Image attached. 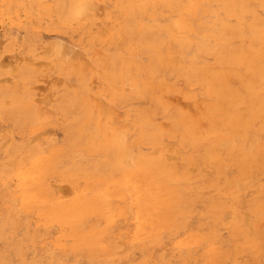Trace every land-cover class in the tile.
<instances>
[{
    "label": "rangeland",
    "instance_id": "rangeland-1",
    "mask_svg": "<svg viewBox=\"0 0 264 264\" xmlns=\"http://www.w3.org/2000/svg\"><path fill=\"white\" fill-rule=\"evenodd\" d=\"M165 1L0 0V63H2L0 64V264H113V262L115 264H232L233 261V264H264V259H261L264 258V246H261L264 243V228H261L263 225L259 226V224L264 223V217L263 219H261V216H257L261 217L260 219L253 217L252 221L254 219L253 223L255 224L251 228L248 222L250 219L246 215L249 209H252V203L249 200H245L242 203L240 201L234 202V206L241 213H235L237 216L235 214L225 213L224 215V213H220L221 215L223 214L222 217L221 215L214 216L213 219V216H201L200 214L198 216L196 213L191 215L193 217L187 216L184 218L185 225H182L183 218H180L178 220L180 226L178 229L181 230H179L181 233L174 230L171 233L160 235L156 240L149 238V236L136 235L138 226L130 207L128 208V206H131V202L122 201L120 198L125 196L126 191L119 184L122 182V171L114 163L116 155L121 152H126L127 154L131 150L127 145L128 141L133 140L122 136L125 134V128L127 131L138 129L140 116H146L158 121L156 122V127L163 125L159 129L165 132L164 118L169 113L173 114L172 110L166 108V104L168 106L175 104L181 107L178 108L176 106L177 109L183 108L186 110L187 104H183L187 99L183 100L180 97L177 99V95L173 93L174 96L169 91H165L166 101L161 102L159 98V105L154 102L156 97H159L164 92L162 90L165 83L175 84L179 89L187 88L190 90L191 96L194 94L200 95V86L194 83L195 80L191 76L187 77L185 72L180 74L176 68L163 66L158 62L156 69L159 74H157V77H160L159 81L165 78L164 82L162 81L158 86L154 84V86L148 81L149 84L144 88L146 81L149 78L152 79V76L149 73H144V70L141 73L144 78L136 80L135 60L141 61V64L148 65L152 61V56H154V53L157 54L158 50L167 52L174 48V50H178L182 54L180 55L181 57L187 55L192 60L193 65H206L204 69L206 73H216L220 68L216 63L217 60L223 61L226 55L231 58L230 62L233 63L240 59L239 54L233 51L234 49L237 50L240 44L236 43L234 48L233 42H226L227 39L216 40L219 41L218 48L221 52L219 54L218 50L215 54L211 50L195 54V52H198L196 48L193 53H190L194 48L182 41L178 32L182 28L183 17L192 3L197 6L198 1L192 0V2L190 0V3L188 0H181L180 2L175 0L176 3L173 0ZM199 1L202 3L201 0ZM204 1L208 4L209 10L217 9V11L213 10L217 15H220L221 12H226L228 8H224L225 6H232L229 0H227L228 5H225L223 0L222 2L220 0ZM252 1L259 7L257 8V5L253 4ZM245 3H247L250 13L246 15L248 19L246 17L244 19L243 28L246 32L244 29L243 31L247 35V39L245 38L244 41H249L248 36L254 30L259 33L258 35L256 34L259 37L257 38L259 42H253L254 44L251 43V46H254L253 48H264V44L261 42L264 38V20H262L264 11L260 8L257 0H245ZM144 5L147 6L145 7ZM250 6L252 7L250 8ZM176 10L179 14H176ZM251 13L255 16L258 13L260 17H256L262 18L256 24L258 30L254 28V25L249 27L252 22ZM222 16L225 15L222 14ZM227 19L235 20L234 18ZM172 30L178 35L172 33ZM170 40H173V43ZM237 45L239 46L237 47ZM188 50L189 52H187ZM182 52L185 53L183 54ZM80 54L81 56H79ZM258 60L260 59L258 58ZM153 61L157 60L154 58ZM233 63L225 67L223 64L221 65V68H223L222 76L226 81L215 76L210 81L213 82L219 79L218 81L221 80L220 82H229L230 84L240 83L241 79L247 76V73L242 67V62L237 67L233 66ZM5 65L6 67H4ZM187 65H191L189 60ZM190 67L186 66V70L189 73L192 72ZM232 68L235 69L232 70ZM229 69L233 72H230ZM243 70L246 74L242 72ZM237 74L239 78L236 77ZM233 76H235V79H233ZM201 79L203 82L205 77H201ZM186 82L187 84H185ZM136 85L138 89L141 88L140 91L135 90ZM142 87L144 90H142ZM101 104L104 106L101 107ZM101 108L103 109L101 110ZM137 109L139 110L137 111ZM226 110L227 107L222 112L224 118H227L228 115L225 114ZM88 113L92 114L95 130L99 133V137L94 139V141L97 140V144L94 142L97 150L84 148L86 144L83 141L85 140L76 136L78 132L83 134L87 127L93 129V126L86 122V114ZM259 118L262 119L263 117ZM258 123L259 119H255L253 122L254 126ZM149 125L150 121L148 120L147 126L145 124L148 130ZM67 129L69 133H67ZM77 130L79 131L76 132ZM201 130L203 131L204 128ZM108 132L110 137L114 138L111 140L112 144H110V138L107 136ZM63 143L64 145L67 144L69 148H65L66 146ZM58 144H61L63 148L60 149L61 147ZM79 145H81V149ZM100 146L103 150L97 148ZM114 146L117 148H114ZM141 146H145L141 150L143 154L148 155L151 152L149 145L143 144ZM70 147L74 148L75 151L72 148L70 149ZM227 147L228 145L224 149H227ZM32 150L34 152L30 153ZM67 150L70 153H66ZM81 151L84 155L89 152L90 157L88 154L82 156ZM74 152H79L80 155ZM107 153H110L111 159L109 158V161H114L113 164L116 165V168L115 166L111 168L109 161L107 165L104 164L103 161H106V156H109ZM79 157L81 161L84 160L83 162L88 161V164L84 165L86 168L82 169L83 173L89 165L92 166L91 161L93 165H96L92 166L94 169L90 170V174H94L93 176L86 174V172L84 175L82 173V177L74 175L75 172L71 167L75 164L72 163H75L74 160ZM40 159L41 167L45 164L50 166L43 178L45 193L42 196H46L52 206L68 210L66 215L71 209L70 205L75 203L76 200H87L83 205H78L76 209L82 214L81 219L73 221L71 217L70 222L75 224L76 227L79 226L83 233H88L93 226L97 231L106 230L105 233L101 234V239H98L102 250L91 251L83 244L79 247L74 246L71 238L67 237L70 234V228L66 223L46 222L47 220L43 218L47 214L45 206L41 207L35 203L24 204L21 196L30 189V180L27 172L34 162L40 161ZM43 169L44 167L41 170ZM87 178H89L88 186L83 184ZM38 186H41V183ZM83 190L84 193L81 194ZM98 191L108 195L104 204L105 209L102 212L99 210V198H97V193H95ZM248 198L250 199V195H248ZM88 202L95 207L93 208V213H91L92 210L87 209ZM118 212H121L120 216H118ZM223 218L228 219L227 223H231L232 220L239 222L237 225L240 227L235 226L236 223L233 221L231 224L228 223L229 225L227 226ZM186 219L189 221H186ZM107 222L109 225H107ZM210 223H213V226ZM204 225L209 226L206 229ZM246 226L250 227V230ZM244 227L248 230L246 231L248 234L245 232ZM222 230L224 231L222 232ZM258 230H260V234ZM201 231L203 232L201 233ZM215 232L218 236L215 235ZM254 236H256L255 238L258 242L261 240L263 243L260 242L257 245L258 242L255 243ZM258 236L260 237L259 239L257 238ZM218 237L219 241L217 244ZM208 238L209 240H207ZM220 240L221 242L223 241V244L220 243ZM227 240L229 241L228 243ZM201 241L203 242L201 243ZM240 242L242 245L244 244V247L240 245ZM250 242H253L252 246ZM199 244L200 247H198ZM255 245H257V248ZM251 250L253 251L251 252ZM239 252L243 255L239 254ZM226 257H228V260H226ZM181 258L186 259L182 260ZM247 259H250V261Z\"/></svg>",
    "mask_w": 264,
    "mask_h": 264
},
{
    "label": "bare ground",
    "instance_id": "bare-ground-1",
    "mask_svg": "<svg viewBox=\"0 0 264 264\" xmlns=\"http://www.w3.org/2000/svg\"><path fill=\"white\" fill-rule=\"evenodd\" d=\"M180 1L181 0H179V2ZM189 1L190 0H188V2ZM197 1H198V5L195 6V4L192 3V5L189 8V10L187 11L186 15L183 17L184 22L182 24L181 30L178 32V34L181 35V40L194 48L192 50V52H190V53H193L195 51V48H196V49H198V52H195V54H201L200 53L201 51H203V52L208 51L209 52L210 50L212 52H214L213 54H215L218 50V54H219V53H221L219 48H218V46H219L218 42L219 41H216V40L227 39L226 42H231V43L233 42L232 45L234 46V48L236 46L235 45L236 43L240 44V46L237 45V47L239 46V48H237V50H235V49L233 50V51H236L235 53L239 54L240 59H237V61H234V59H233V61L235 62V63H233V62H230L231 58H228V55H226L225 58L223 57L224 58L223 61L217 60L216 63L220 66V68H219L218 72L216 71V73L215 72L210 73L208 71H207L208 73H206V71L204 70L206 68L205 67L206 65L205 66H198L196 64L193 65V62H191L192 60H190L187 57V55H183L184 57L183 56L181 57L180 55H182V54H180V52L178 50H174V48L173 49L171 48L167 52L164 50H162V51L158 50L157 54L154 53V56H152L151 62H154L153 61L154 58L157 61H155L154 63L150 62L148 65H144L143 63L141 64L140 63L141 61L138 62L137 60H135L136 80H138L139 78L142 79V77L144 78V75L141 74L142 72H144V70H145L144 73H149L152 76V79L149 78L146 81L144 88L147 87V85L149 84L148 81H150V83L152 85L156 84L158 86L165 79L164 78L163 80L159 81L160 77H157V74H159V73H157V69H156L157 62H158L159 64H161L163 66H167V67L171 66V67L176 68L180 74L182 72H185V74H186L185 76H187V77L191 76V78L195 80L194 83L197 86H200V88H199L200 89V95L194 94L193 96H191L189 93L190 90H188L187 88L179 89V87L175 84L170 85V84H168L169 82L167 84L163 83L164 89L162 88L163 89L162 91H164V92L162 94H160L159 97H156V100H154V102H156L159 105V103H158L159 98H160L161 102L166 101L167 99L165 98V91L166 92L169 91L172 95H174V94L177 95V99L179 97L183 100L187 99L185 101L186 103L184 102V104H183L181 102L183 105L187 104L186 105L187 107L185 106L186 110H184L183 108L177 109L178 106L175 104H172L171 106H168L166 104V106H167L166 108L172 110L173 114L171 115L169 113V115H167L165 118L162 117L165 120L164 121V127L166 128L165 132H163V131H161V129H159L163 125L156 127V122H158V121L150 119L149 117L147 118L146 116H144V117L140 116V123H139L138 129H136L134 127L135 130H131V131L128 130L127 131V129L125 128V134L122 135L125 138L127 137V138L133 139L130 142L128 141V145L125 143L131 149L128 152L129 154L127 153L128 154L127 155L126 152L119 153L118 155H116V160L114 163V161H112V160L109 161L110 153H107L109 156L108 157L106 156V161H103L105 165H107V162L109 161L110 162L109 165L112 166L111 168H113L114 166L116 168V165H117L120 168V170L122 171V179H121L122 182H120L119 184H121L123 186V188H125L126 193H125V196H122L120 198L122 201L131 202V206H128V208L130 207V209L132 211V215L135 217L134 219H135L136 225L138 226V230L136 231V235L141 234V236H143V237L149 236V238L156 239V240L160 235L171 233L174 230H177L179 233L181 231L180 229H178L180 227L179 222H178V220L180 218H183V223H182V225H183L185 223L184 222L185 217H187V216L193 217L191 215L196 214V213H197L196 215L200 214L201 216H203V215L208 216V217L213 216V219H214V216H220L221 215L220 213H224V215H225V213H229V214L238 213L239 211L237 210L236 206H234L235 201L236 202L240 201L242 203L245 200L246 201L249 200L252 203V209L250 208L249 212L246 213L247 217H249V219H250L249 221L248 220L247 221L251 225V228L254 227L253 224H255V223H253L254 219L252 221L253 217L261 216L262 217V218L260 217L261 219H263V217H264V48L255 47L256 48L255 49V48H253L254 46H251V43L259 42V39H257V38H259L257 36L259 33L255 32L254 30L248 36L249 41H247V42L244 41V39L247 36V35H245V33H244L245 29L243 28L244 19H245L246 15H248L250 13V11L248 10L249 7H247V3H245V0H229L232 3V6L231 7L225 6L224 8H226V9L228 8V9L226 10V12H221L220 15H217V13L213 11L215 9H213L212 11L209 10L208 4L206 3V1L201 0L202 3L199 0H197ZM213 1H215V0H213ZM263 1L264 0H257V2L260 4V8L264 11ZM173 2H175V0H173ZM220 2H222V0H220ZM223 2L225 3V5L226 4L228 5L227 0H223ZM82 3H84V2H82ZM85 3H87V2H85ZM212 3H214V2H212ZM252 3L254 4L255 2L252 1ZM162 4H164V3L162 2ZM183 5L185 6V4H183ZM251 7L252 6H250V8ZM256 7L258 8L259 6L257 5ZM97 9H98V7H97ZM141 9H143V8H141ZM219 9H220V6H219ZM253 9H254V7H253ZM253 9H251V10H253ZM174 11H175V9H174ZM182 11H184V10L182 9ZM215 11H217V9ZM253 12H254V10H253ZM177 13L178 12L176 10V14ZM222 14L225 16H222ZM220 16L223 17V19H221ZM251 16H252L251 17L252 22L250 23L251 25H249V27L254 25V28L257 29L256 24L262 18L261 19L258 18V17H260V16H258V13L256 15L258 17H256L252 13H251ZM133 18H135V17H133ZM227 18H234L235 20H228ZM262 20H264V18ZM260 26H258V27H260ZM176 29H177V27H176ZM243 29H244V31H243ZM247 32H248V30H247ZM172 33H175V32L172 30ZM178 34L175 33V35H178ZM248 34H249V32H248ZM170 41H172V43H173V40H170ZM261 42L264 44V38L262 39ZM221 44L223 45V43H221ZM63 46H62V49H63ZM226 47H229V46H226ZM178 48H176V49H178ZM188 48H190V47L188 46ZM62 49H61V51H62ZM152 49H154V48H152ZM179 50H180V48H179ZM253 50H255V51H253ZM71 51H73V50H71ZM185 52H186V50H185ZM187 52H189V50ZM227 52H229V51H227ZM72 53H74V52H72ZM79 56H81V54ZM230 57H232V56H230ZM69 58H70V56H69ZM186 58L189 60V62L191 64L190 66H192V67L187 65L188 60ZM258 58L260 60H258ZM243 61H244V63H243ZM241 62H242L243 69L247 73V76L245 75L246 77L242 78L240 83L230 84L229 82H220L221 80L218 81L219 79L214 80L213 82L210 81V79H213L214 76L219 77L222 80L226 81V79L222 76V74H223L222 69L223 68H221V65L223 64V66L225 67L226 65L233 63L232 65L237 67V66H239V64ZM0 64H2V63H0ZM186 66L190 67V69H192L191 73L187 72ZM4 67H6V65ZM163 68L166 69L165 67H163ZM211 68H213V67H211ZM14 69H17V68H14ZM233 69H235V68H232V70ZM232 70L229 69L230 72ZM244 70L242 72H244ZM245 72H244V74H246ZM13 73H15V72H13ZM205 73H206V75H205ZM225 73H226V71H225ZM196 75L199 77H197ZM162 77H164V76H162ZM201 77H205V80L203 82L201 81L202 80ZM233 77H234L233 79H235V76H233ZM236 77H238V74ZM190 81H188V82H190ZM185 84H187V82ZM144 88L142 87V90H144ZM176 88H178L179 90ZM102 89L104 90V88H102ZM168 89H170V90H168ZM135 90L140 91L141 88L138 89V87L136 85ZM148 91H150V90H148ZM144 95H145V93H144ZM178 95H180V96H178ZM100 96H102V95H100ZM151 96H152V94H151ZM171 100H173V99H171ZM99 103H101V102L99 101ZM102 106H104V105L101 104V107ZM225 107H227V110L225 113V114H228L227 118H224L223 117L224 114L222 113L223 109ZM178 108H181V107H178ZM102 109L103 108H101V110ZM138 110L139 109H137V111ZM69 113H71V112H69ZM179 114H181V115H179ZM91 115L92 114H90V113L86 114V117H87L86 122L90 123L93 126V129H90L87 127V130L83 134L81 132H78L79 130H77L76 132H78V133L76 134V136L81 137L80 139L85 140V141H83V143H85L87 146L85 145L84 148H90L89 150H93V149L97 150L95 148L96 145L94 143V142H96V144H97V140L94 141V139L99 137V135H98L99 133L95 130L94 120L92 119ZM164 115H165V113H164ZM259 117H261V118L263 117V118L260 119ZM255 119H259V123L255 124V126H254L253 122ZM148 120L150 121L149 130L146 127L148 124ZM187 121H188V123H187ZM84 123H85V121H84ZM140 124H141V127H140ZM145 124H146V126H145ZM89 127H90V125H89ZM203 128H204V130L202 131L201 129H203ZM68 129H70V128L68 127ZM68 129H67V131H68ZM67 133H69V131ZM109 134L110 133L108 132L107 136L110 138V144H112L111 140L114 138L110 137ZM73 144H74V142H73ZM105 144H104V146H105ZM143 144L144 145L147 144L150 147L151 152L148 155L143 154V152L141 151L142 148L145 147V146H141ZM58 145H60V147H61V144H58ZM63 145H64V143H63ZM76 145H77V143H76ZM81 145H82V143H81ZM81 145H79L80 149H81ZM226 145H228V147H227V149L226 148L224 149V147H226ZM64 146H66L65 148L68 147L67 144ZM112 146H110V148H112ZM74 147H75V145H74ZM62 148L63 147H61L60 149H62ZM71 148L72 147H70V149ZM97 148L102 149L101 146L97 147ZM114 148H117V147L114 146ZM72 150H74V148H72ZM98 151H100V150H98ZM33 152L34 151L32 150V152H30V153H33ZM63 153H64V151H63ZM66 153H70V152H68V150H67ZM74 153H76V154L78 153L80 155L79 152H74ZM88 153H85V155H87ZM91 153H90V155H91ZM111 153H112V151H111ZM115 154H117V153H115ZM83 155L84 154L82 152V156ZM88 156H89V154H88ZM62 157H63V155H62ZM65 158H66V156H65ZM107 158H108V160H107ZM74 161H75V163H72V164H75V165L73 167H71L75 172L74 175H79L82 177V173H83L82 169L86 168V166H84V165L88 164V161L86 160L85 162H83L84 160L81 161L80 157L76 158V160H74ZM94 161H95V159H94ZM103 162H102V164H103ZM90 163L92 166H96V165H93L92 161ZM113 163L116 165H114ZM92 166L89 165L87 167V169H85L83 175L85 174V172H86V174H90V170L92 168L94 169V167H92ZM43 167H44V169L41 170ZM43 167H41V159H40V161L34 162V164L29 168L27 175H28L29 180H30V185H29L30 189L27 191V193H23V195L21 196L23 199L22 201H24V204L25 203H30V204L35 203L38 206L40 205L41 207L45 206V208L47 209V210H45L47 212V214L43 218L45 220H47L46 222L66 223L70 228V230H69L70 234L67 235V237L71 238L74 246L79 247L80 245L83 244L84 246H86V248L88 250H91V251L92 250L94 251L96 249L102 250L100 248L99 243H98V239H101V234L105 233L106 230L97 231L96 229H94V226H93V228H90L88 233H83L82 232L83 230H81V228L79 226L76 227L75 224L70 222L71 217L73 218V221H77V220L79 221L81 219L82 214L79 211H77L76 209L78 208L77 207L78 205H83L87 200H84V199L76 200L75 203L70 205L71 209H69V213L66 215L68 210H62V209H58V208L52 206L50 203V200L46 199V196H42L43 193H45L44 192V186H43V178L45 177L46 171L50 168V166L45 164V165H43ZM104 170H105V168H104ZM90 175H92V174H90ZM88 180H89V178H87L83 184H86V186H88V184H89ZM68 181H69V179H68ZM39 183H41V186H38ZM123 188H121V189H123ZM83 193H84V190L81 191V194H83ZM95 193H97V198H99V200H98V202L100 203L99 210H100V212H102L105 209L104 204L107 200L106 198L108 195L102 191L101 192L98 191ZM248 195H250V199L248 198ZM126 196L129 198L127 199ZM47 197H48V195H47ZM195 202L197 204L200 203V205L197 206V204ZM240 202H238V203H240ZM239 206H241V205H239ZM67 208H69V206H67ZM93 208H95V207H93L92 204L90 205V203L88 202L87 203V209L92 210L91 213L94 212ZM120 215H121V212L120 213L118 212V216H120ZM122 215H125V214H122ZM222 215H221V217H222ZM246 215H245V217H246ZM200 218H202V217H200ZM257 218L260 219L259 217H257ZM228 219L230 220V218H228ZM228 219L227 220L224 219L226 221V223H227ZM246 219H248V218H246ZM246 219H244V220H246ZM221 220H222V218H221ZM186 221H189V220L186 219ZM232 221H231V223L234 222V221L233 222ZM260 221H262V220H260ZM204 222L207 223V221H205V220H204ZM243 222H245V221H243ZM206 223H204V224H206ZM228 223L231 224L230 222H228ZM228 223H227V226L229 225ZM234 223H236L235 226H239V225H237L239 222L237 223V221H236ZM194 224H195V222H194ZM214 224H217V223H214ZM107 225H109L108 222H107ZM198 225H200V224H198ZM210 225L213 226V223L212 224L210 223ZM218 225H221V224H218ZM261 225H263V227ZM196 226H197V224H196ZM207 226H209V225H204V227L206 229H207ZM256 226H257V223H256ZM259 226H261V228H264V223L259 224ZM81 227L83 228V226H81ZM246 227H248V226H246ZM246 227H244L245 232L248 231V230H246ZM257 227H256V229H257ZM249 228L250 227H248V229ZM181 229H182V227H181ZM184 229H186V228L184 227ZM242 229H243V227H242ZM259 229H260V227H259ZM260 230H258V233L260 232ZM107 231H108V229H107ZM177 231H175V232L177 233ZM223 231L224 230H222V232ZM226 231H228V230H226ZM251 231H253V230L251 229ZM251 231H250V233H251ZM256 231H254V232H256ZM202 232L203 231H201V233ZM216 232H217V230H216ZM216 232H215V235H217ZM251 234L253 235V233H251ZM263 234H264V230H263ZM255 235H256V233H255ZM220 236H221V234H220ZM240 236L242 237V235H240ZM249 236L253 237L251 235H249ZM172 237H173V235H172ZM225 237L228 239L227 236H225ZM225 237H224V239H225ZM255 237L256 236H254V238ZM209 238L207 240H209ZM257 238L259 239L260 237L258 236ZM218 239H219V237L217 238V241H216L217 244L219 241ZM262 239H263V237H262ZM255 240H256L255 243H257L258 240L256 238H255ZM252 241H254V240H252ZM25 242H26V240H25ZM202 242L203 241H201V243ZM228 242L229 241L227 240V243ZM242 242H244V241H242ZM260 242L263 243V241L259 240L257 245H259ZM212 243L214 244V242H212ZM220 243L223 244V241L221 242V240H220ZM250 243H247V244H250ZM252 243H251V246H252ZM148 245H150V244H148ZM228 245L230 246V244H228ZM240 245H242V243ZM257 245H255V247ZM222 246H220V247H222ZM229 246H227V247H229ZM242 246L244 247V244ZM261 246H264V243L261 244ZM101 247H103V246H101ZM162 247H164V246H162ZM198 247H200V244L198 245ZM225 247H226V245H225ZM235 247H237V246H235ZM255 247H253V248H255ZM246 248H248V247H246ZM261 249H259V250H261ZM155 251H157V250H155ZM162 251H163V249H162ZM252 251L253 250H251V252ZM261 251H263V250H261ZM243 252H245V251H243ZM249 253H250V251H249ZM239 254L243 255L240 252H239ZM254 254H256V253L254 252ZM250 257H251V255H250ZM125 258H126V256H125ZM227 258L228 257H226V260H228ZM76 259H78V258H76ZM181 259L185 260L186 258H181ZM229 259H231V258H229ZM261 259H264V258H261ZM226 260H224V261H226ZM247 260L250 261V259H247ZM238 261H240V260H238ZM179 262H180V260H179ZM262 262H263V260H262ZM233 263H234V261L232 262V264ZM113 264H115V263L113 262Z\"/></svg>",
    "mask_w": 264,
    "mask_h": 264
}]
</instances>
